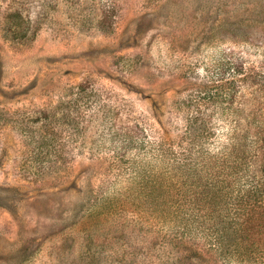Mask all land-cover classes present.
Wrapping results in <instances>:
<instances>
[{
  "label": "rangeland",
  "instance_id": "rangeland-1",
  "mask_svg": "<svg viewBox=\"0 0 264 264\" xmlns=\"http://www.w3.org/2000/svg\"><path fill=\"white\" fill-rule=\"evenodd\" d=\"M263 84L264 0H0V264H264L236 232L262 211ZM72 100L95 123L39 174L24 131Z\"/></svg>",
  "mask_w": 264,
  "mask_h": 264
},
{
  "label": "trees",
  "instance_id": "trees-1",
  "mask_svg": "<svg viewBox=\"0 0 264 264\" xmlns=\"http://www.w3.org/2000/svg\"><path fill=\"white\" fill-rule=\"evenodd\" d=\"M226 58H225V62H226ZM222 62V67L220 68L221 70L218 69V67H215V70L213 72V76H219V77H223L225 72H230L231 69H238L239 67L236 66L235 64H229V63H225ZM225 63V64H223ZM226 64H229L228 66H225ZM225 66V67H223ZM220 67V66H219ZM241 67V66H240ZM89 82H82L80 83L77 87H78V91H80L82 93L86 92L89 89ZM264 86V84H263ZM85 100L81 101L82 103H80V105L82 106V108H85L86 106H88L87 110L92 109L90 108L89 104H86L88 102H91L93 100H97L99 99V95H97L95 92L93 91H88L87 94H85ZM222 96V95H221ZM203 99H209L206 95L202 96ZM232 96H228L229 99H231ZM228 99V100H229ZM80 100V99H79ZM227 100V101H228ZM96 102V101H95ZM68 107H65L62 112L64 114H62L60 116V118H54L56 116V114H50L47 111L42 110L38 115H36V117H34L32 119V123L34 125H37V128L35 130H28V131H24V133L26 132V134H24V139L21 141V145L25 150V153L27 155V159L30 163V166L32 165L33 169L36 170L39 174L42 172L44 169H48L49 167L52 166H56L57 163V159H58V152L59 149H61V147H59L57 149V146H59V142L61 141V139L64 137V133L67 132L70 134L69 138H72V142L74 140V142L77 141L76 138L79 137V135L85 133V131L87 130L88 127H90L91 124L95 123V120H85V123H83L82 118L85 119L86 116H84V113L82 110L78 111V107L79 106V102L77 100H72L71 102H68ZM103 106V105H102ZM92 111V110H91ZM97 114L101 113L100 111H96ZM58 114V113H57ZM202 112H198L197 117L195 118V120H192V125H190L187 129L188 132V136L191 137L195 132H197V126L196 123L200 122L199 120H201V116ZM95 118L99 117V120L102 118L99 116H94ZM28 121V120H27ZM194 123V125H193ZM54 125L57 127L56 130H53L55 127ZM21 129V127H20ZM16 130H17V126H16ZM138 130V132H137ZM22 133L23 130H20ZM59 131V132H58ZM120 131V130H118ZM134 131V132H133ZM110 132V130H109ZM142 134V130L139 129L137 126L134 128H131L129 131V134L131 133V135H139L140 133ZM110 136H109V141L113 144H116L117 141H122V135H127L128 133H123V131L121 132H110ZM130 135V136H131ZM78 136V137H77ZM55 141L57 142V145H54ZM118 144V143H117ZM73 145V144H72ZM71 146V145H70ZM69 147V146H68ZM119 149L121 150L123 145L120 146L118 145ZM115 149V148H114ZM125 148L122 149V153H125ZM51 158H53V161L51 160ZM52 165V166H51ZM254 177V176H253ZM251 181H254L251 180ZM263 190V189H262ZM262 190L258 191L255 188H251L249 190V192L246 194V197L243 199L242 203L247 204L251 201H255L257 202L256 204H259L260 206L259 211H261L260 213V222L259 221H254L252 223H250V219H254V217H252L251 215H247V216H240V222L236 225L237 226V231H239L240 229H242L244 227V231L247 230V235L250 231L257 230L259 228L258 231H261V233H263L264 231V193L262 192ZM115 206V205H113ZM112 208V206H109V210ZM223 210L218 211L216 210V217L218 219H221L223 222H225L224 219V215L225 213H222ZM259 211L257 210L258 214ZM219 216V217H218ZM258 216V215H257ZM258 225V226H256ZM188 229V228H186ZM253 230V231H254ZM235 234V233H234Z\"/></svg>",
  "mask_w": 264,
  "mask_h": 264
}]
</instances>
